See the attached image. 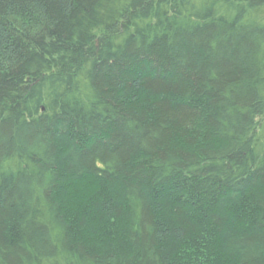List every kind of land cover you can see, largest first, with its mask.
I'll use <instances>...</instances> for the list:
<instances>
[{"label":"trees","instance_id":"obj_1","mask_svg":"<svg viewBox=\"0 0 264 264\" xmlns=\"http://www.w3.org/2000/svg\"><path fill=\"white\" fill-rule=\"evenodd\" d=\"M0 264H264V0H0Z\"/></svg>","mask_w":264,"mask_h":264}]
</instances>
